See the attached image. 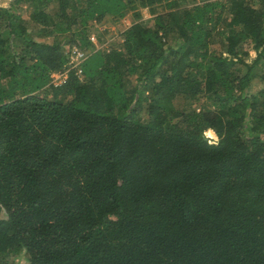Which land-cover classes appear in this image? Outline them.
Masks as SVG:
<instances>
[{
    "label": "trees",
    "instance_id": "1",
    "mask_svg": "<svg viewBox=\"0 0 264 264\" xmlns=\"http://www.w3.org/2000/svg\"><path fill=\"white\" fill-rule=\"evenodd\" d=\"M257 82L264 0L0 4V264H264Z\"/></svg>",
    "mask_w": 264,
    "mask_h": 264
},
{
    "label": "rangeland",
    "instance_id": "2",
    "mask_svg": "<svg viewBox=\"0 0 264 264\" xmlns=\"http://www.w3.org/2000/svg\"><path fill=\"white\" fill-rule=\"evenodd\" d=\"M10 2H11V0H0V4L3 6H9ZM141 12L143 14L144 19H150L153 17L152 12L148 8H142ZM25 15H26V12H25ZM130 22H131L130 18H128V17L123 19L124 25H129ZM99 29L103 33L102 38H101L102 43L98 42V39H99L98 34L94 33L92 35L99 48H101V47L107 48L109 46V42L112 39H118V40L122 39L119 28L113 22H107L106 24L99 25ZM105 30H107L106 33H104ZM249 51H250V56L248 57V61H251L252 59L256 58L257 51L252 47V45L249 46ZM262 86H264L263 82H257V83H255L254 88L258 89V88H261Z\"/></svg>",
    "mask_w": 264,
    "mask_h": 264
},
{
    "label": "built area",
    "instance_id": "3",
    "mask_svg": "<svg viewBox=\"0 0 264 264\" xmlns=\"http://www.w3.org/2000/svg\"><path fill=\"white\" fill-rule=\"evenodd\" d=\"M92 39L94 40V37H92ZM69 55L71 64L70 68L66 69L65 71H57L51 74L53 78L52 83H54L55 86H59L66 81L70 69L75 68L78 74H81L82 72L80 64L86 59V53L78 47H73V50L69 53Z\"/></svg>",
    "mask_w": 264,
    "mask_h": 264
}]
</instances>
